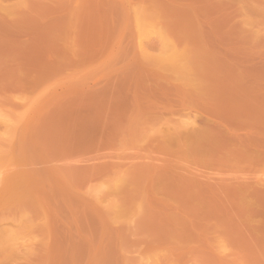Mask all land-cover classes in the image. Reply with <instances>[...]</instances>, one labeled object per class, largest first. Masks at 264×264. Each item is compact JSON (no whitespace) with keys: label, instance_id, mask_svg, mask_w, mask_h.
<instances>
[{"label":"rangeland","instance_id":"1","mask_svg":"<svg viewBox=\"0 0 264 264\" xmlns=\"http://www.w3.org/2000/svg\"><path fill=\"white\" fill-rule=\"evenodd\" d=\"M0 264H264V0H0Z\"/></svg>","mask_w":264,"mask_h":264}]
</instances>
